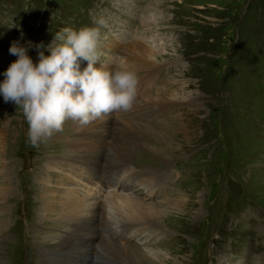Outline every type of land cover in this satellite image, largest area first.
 <instances>
[{"label": "rangeland", "instance_id": "rangeland-1", "mask_svg": "<svg viewBox=\"0 0 264 264\" xmlns=\"http://www.w3.org/2000/svg\"><path fill=\"white\" fill-rule=\"evenodd\" d=\"M100 17L107 21L101 28L107 66L123 59L137 68L127 47L140 42L149 49L140 63L149 68L135 69L147 81L139 83L133 105H159V115L145 124L152 135L149 151L139 150L130 165L152 172L149 188H161L150 194L134 182L129 190L136 189V196L111 190L109 180L104 187L106 180H92L67 160L55 133L32 147L22 111L0 94V264H40L38 240L61 238V228L47 230L42 215L52 195L53 220L62 218V203L102 206L123 196L159 208L167 220L153 217L146 228L165 236L164 242L151 231L129 238L156 264H252L254 254L264 258V0H0V83L18 59L9 53L13 41L46 48L63 28L96 26ZM112 41L117 50L106 51ZM28 54L38 62L36 47ZM70 123L80 125L72 119L64 125ZM122 148H116L118 156L135 159L131 147ZM93 168L98 174L100 168ZM116 214L111 209L107 218ZM112 225L108 231L120 235ZM102 254L104 264H117L111 251Z\"/></svg>", "mask_w": 264, "mask_h": 264}, {"label": "bare ground", "instance_id": "bare-ground-1", "mask_svg": "<svg viewBox=\"0 0 264 264\" xmlns=\"http://www.w3.org/2000/svg\"><path fill=\"white\" fill-rule=\"evenodd\" d=\"M115 44V41L110 42L107 47L105 46V50L114 52L118 48V45ZM148 51L149 49H146L140 42H135L127 47L128 61L133 66H137L134 69L138 72H143L149 68L148 63L140 65L141 61L146 62ZM111 55H114V53ZM150 74H152L150 71H146L145 75L148 78ZM144 81H147L146 78L141 77V80L138 79V86L140 82ZM143 91L145 92V90ZM158 108L159 105L156 104L144 107L133 105L131 110L126 112L105 114V116L97 118L100 120L98 122H91L87 125L75 123L63 125L62 131L55 132L56 135L60 136L56 144L62 145V151L67 152V160L74 159L81 171L91 177L92 180L98 182L103 179L106 180V183L103 184L104 187L109 184L110 180H117L116 177L110 176L111 173L118 174L122 172L126 175V178L121 185L117 182L109 184V188L112 187L111 190L119 188L122 191H131V193L138 196L140 194L138 191L136 192V189L129 190L130 184L136 182L138 187H142L144 191L156 194L155 190L161 187L149 188L154 174L150 171H140V169H137L138 167L133 168L130 163L136 160L139 150L141 152L143 150V155H146L149 151L148 140L152 135L149 133L150 128L145 124L148 123V119L156 121L159 115ZM120 114H123V116ZM131 121L137 123L140 121V124L144 126H135L130 123ZM110 123L111 125L116 124L117 128L110 130ZM65 138L69 140H64ZM125 145L131 147L135 159L116 154V148L123 147L122 150H125ZM53 165L55 163L52 162L51 166ZM93 167L100 168L98 174L95 173ZM151 196H144L145 200ZM51 197L50 206L42 214L43 219L44 222H48L47 230L61 228L62 236L59 239L48 236L46 241L38 240L35 246L38 249L36 256L40 264H104L106 260L103 259L102 253L106 254L109 251L114 254V261L117 264H156L142 249L131 246L129 238L131 235L143 236L146 232L151 231L150 227L146 228V226L153 217L161 221L167 220L166 215L161 217L162 211L159 208L145 203L140 198L123 196L111 199L102 206H95L90 203H77L75 205L62 203L64 207L59 211L62 218L53 220L52 216H54L55 211L51 209L54 206L56 195ZM111 209L116 210L117 218L109 220L107 212ZM82 215L88 217L86 219L81 218ZM170 216L180 215L171 214ZM113 223L121 233L118 236H114L113 233L108 231V227H113ZM151 234L153 235L154 232L151 231ZM154 235L159 243L164 242V240H161L165 236L159 233ZM28 250L31 251L29 252L33 257L32 249L29 247Z\"/></svg>", "mask_w": 264, "mask_h": 264}, {"label": "clouds", "instance_id": "clouds-1", "mask_svg": "<svg viewBox=\"0 0 264 264\" xmlns=\"http://www.w3.org/2000/svg\"><path fill=\"white\" fill-rule=\"evenodd\" d=\"M94 24L65 27L46 48L43 42H12L9 53L18 59L3 73L0 94L22 111L32 147L62 131L68 119L87 125L105 114L131 110L137 95V71L123 59L112 61L111 67L102 62L101 28L107 21L100 17ZM33 46L38 62L28 54ZM81 60L87 61L83 70ZM252 264H264V258L254 254Z\"/></svg>", "mask_w": 264, "mask_h": 264}]
</instances>
